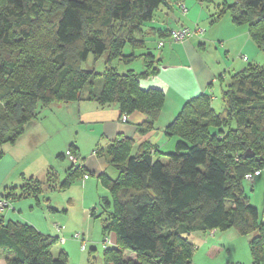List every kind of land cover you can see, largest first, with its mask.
Here are the masks:
<instances>
[{
  "label": "trees",
  "instance_id": "16d2710c",
  "mask_svg": "<svg viewBox=\"0 0 264 264\" xmlns=\"http://www.w3.org/2000/svg\"><path fill=\"white\" fill-rule=\"evenodd\" d=\"M222 1L215 3L209 23L229 12L234 24L247 25L251 41L264 51V0ZM165 3L0 0V106L4 105L0 144L14 143L25 133L39 103L115 104L120 119L138 111L146 116L140 130H151L166 93L156 87L143 89L139 80L156 74L158 61L149 52L124 54L123 49L125 45L132 50L145 48V40L135 33ZM170 31L162 32L169 38ZM89 54L95 60L105 55L106 65L113 60L128 63L139 56L143 70L119 73L109 66L97 73L81 66ZM224 82L222 111H216L211 95L202 92L187 99L165 126L164 133L177 138L174 151L162 153L147 141L135 147L126 136L94 151L108 157L117 172L114 178L106 173L96 175L109 196L100 198L98 214L95 208L90 211L101 222L103 264H191L196 249L191 234L229 229L252 235L253 263H264V220L250 198L251 185L244 179L245 174L264 168V63L249 62ZM67 157L71 164L58 189L93 174L82 166L75 145ZM55 184L56 175L47 170L45 179L29 176L18 191L10 189L1 197L7 201V210L14 209L17 199ZM226 201L232 205L226 206ZM5 219L0 216V253L5 264H68L65 252L52 255L60 234L43 233L21 219ZM111 233L114 245L108 244Z\"/></svg>",
  "mask_w": 264,
  "mask_h": 264
},
{
  "label": "crops",
  "instance_id": "0c3cea01",
  "mask_svg": "<svg viewBox=\"0 0 264 264\" xmlns=\"http://www.w3.org/2000/svg\"><path fill=\"white\" fill-rule=\"evenodd\" d=\"M176 1L178 0H166L165 4L157 8L153 19L147 22L149 32L158 36L155 46L160 49V52L157 56L151 54L158 61L159 69L156 74L141 78L139 84L143 89L156 87L166 93L165 104L151 130L147 132L140 130L141 124L146 120V116L138 111L127 114V119L123 122L120 120L121 114L115 104L99 105L89 101L66 104V108H71L70 111L76 110L79 119H82L80 111L83 109L86 112L91 111L90 113L98 115V120H95V122L96 125L100 126V132L96 133V135H92V131L86 132L84 140L89 145L81 144L80 140L76 143L77 154L82 159V166H85L90 173H93L88 176L83 175L79 183L83 192L87 190L95 192L94 197H96L98 203L101 197L109 196V192L100 184L96 175L106 173L111 178H114L117 172L109 163L108 157L102 154H94L95 150L104 148L108 143L120 136H126L133 139L135 147L147 141L157 147L162 153H165L166 149L171 151L176 144V137L167 136L164 133V128L173 120L187 99L202 92H207L211 95L213 106V101L216 99L214 93L222 91L220 81H226L231 73L242 70L249 62L259 64L257 55L255 56L256 47L249 37L246 24H234L230 14L229 16L226 15L228 12L217 22L209 23L210 15L216 12L215 3L207 4L199 0H182L187 7V13L182 15L179 9L175 8L174 3ZM178 26H199L204 31L201 35H193L182 42H172L168 38V34L162 31L167 30L169 32ZM159 40L164 41L160 47H158ZM242 56H246L248 60L245 62ZM124 69V73L128 70L137 73L143 70V67L141 70H135L131 67ZM209 84L211 85L209 86ZM48 106H60V104L51 103ZM63 111L64 109L62 113ZM88 119L90 120L89 117ZM39 135L40 137L44 136L40 131ZM159 157L162 158L163 155L161 154ZM67 160L70 162L68 157ZM70 164L71 162L69 166ZM47 165L43 164L41 172L39 171L38 174L30 175L42 180L45 179V174L48 170ZM40 173H43L44 176L38 177L37 175ZM92 175H94L93 179L90 178ZM250 185V198L258 208L259 218L264 220L263 202H257L255 193L257 188L264 189V171L254 175ZM91 201L90 207L94 205L91 209L95 208V214H98L100 211L98 203L95 205V200ZM13 208L4 212L7 215L18 214L14 203ZM83 211L88 218L91 216V210H89L88 206H85ZM4 217L6 218V215ZM34 224L42 229L36 223ZM60 232L65 237L66 242L68 236L64 234L65 232L62 229ZM231 232L234 233L235 231L229 229L226 231H214L213 234L207 235L201 233L191 234L190 238L196 245L191 264H220L215 263L214 260L216 255L223 253L229 245V236L233 234ZM58 234L57 231L53 233V235ZM108 237V244L114 245L115 235L111 233ZM88 242L91 244L90 240Z\"/></svg>",
  "mask_w": 264,
  "mask_h": 264
},
{
  "label": "rangeland",
  "instance_id": "374dc122",
  "mask_svg": "<svg viewBox=\"0 0 264 264\" xmlns=\"http://www.w3.org/2000/svg\"><path fill=\"white\" fill-rule=\"evenodd\" d=\"M222 2V0H214V3L222 4ZM225 2L232 4L233 0H225ZM226 15L229 16V12ZM191 27L193 28L194 26ZM200 28L203 30L202 27ZM135 36L145 40V48L132 50L129 45H125L124 54H129L132 51L136 54L143 52H150L155 56L159 54L160 49L155 46L158 36L149 32L147 22L142 25L139 32L135 33ZM255 47V56L257 55L259 64H263L264 51L257 48L256 45ZM105 60V55L95 60L93 55L89 54L81 66L87 69H94L97 73H102L109 66L119 73L123 72L126 67H131L135 70H141L143 67V60L139 56L128 63L121 60H113L110 65H106ZM220 84L222 88L225 87L223 80L220 81ZM214 96L216 99L213 101V108L216 111H222L224 102L221 92H215ZM59 104L60 106H43L39 103L34 117L25 126V133L14 143L5 142L0 144V200H4L1 195L10 191V189L18 191L25 183V178L31 176L30 174H38L43 164H48V171L56 175L54 188L45 187L42 192H37L34 196L17 199L14 201V205L18 214L7 215L5 212H0V216L6 215L5 220L21 218V220L33 224L43 233L53 234L58 231L62 235L60 232L62 229L68 237L66 242L61 243L58 241L53 245L52 255L57 257L59 252H65L68 264H103L104 247L102 244L100 218L94 216H89L88 218L83 211L85 206H88L89 210L94 206L91 205L90 207L91 200H95V205L98 203L96 197H94L95 192L93 190L83 192L79 183L81 181L80 178L66 188L58 189L56 187L58 183L64 180V174L69 167L70 162L67 160V156L71 145L77 146L78 140L81 141V144L85 143V146L86 144L89 145L84 140L86 132L92 131V135L100 132V126L96 125L95 122V120H98V115L96 116L94 113H90L91 111L86 112L83 109L80 111L82 119H79L75 109L70 111L71 108H66L68 103ZM1 107L2 111H4L3 104L0 106V111ZM39 131L43 133V137H40ZM174 149L175 145L171 151L166 149L165 154L174 151ZM162 159L166 160V156ZM37 176L42 177L44 174L40 173ZM90 178L93 179L94 175L90 176ZM245 180L248 183L252 182V179L245 178ZM255 193L257 202H263L264 206V189L257 188ZM230 205H232V202L226 201V206ZM3 210L7 211V207H3ZM33 222L42 229L38 228ZM55 225H58V228ZM75 233L84 234L87 240L91 241V244L87 241L86 250L82 251L80 249V240L73 237ZM229 237V245L223 253L216 255L214 262L220 264H254L249 249V241L252 235H241L235 231ZM125 253L134 256L128 250ZM0 264H5L3 253H0Z\"/></svg>",
  "mask_w": 264,
  "mask_h": 264
},
{
  "label": "built area",
  "instance_id": "2783aa9c",
  "mask_svg": "<svg viewBox=\"0 0 264 264\" xmlns=\"http://www.w3.org/2000/svg\"><path fill=\"white\" fill-rule=\"evenodd\" d=\"M176 6L177 8L179 9V11L181 12L182 15H185L187 13V7L185 6V4L183 3L182 0H178L176 2ZM203 33V30L196 26L194 29H191L189 27H186V26H178V27H175L173 28L171 31H170V36H169V39L170 41L172 42H182L184 40H186L187 38L193 36V35H201ZM163 45V40H160L158 42V47L162 46ZM243 60L246 59L245 56L242 57ZM127 119V116L126 115H122L121 116V120L122 121H126ZM70 160L72 162H75V158L70 155L69 156ZM264 171V168L263 169H255L252 173H247L244 175V179H252L253 181V177L254 175H258L260 174L261 171ZM7 204V201L4 199V200H0V210L3 209V207H5ZM55 227L58 228V225H55ZM211 234H213V231L211 232ZM73 237L77 238L78 240H80L81 244H80V248L81 249H84L85 246H86V236L83 235V234H79V233H75L73 235ZM60 241L63 242L65 237L64 236H60Z\"/></svg>",
  "mask_w": 264,
  "mask_h": 264
}]
</instances>
